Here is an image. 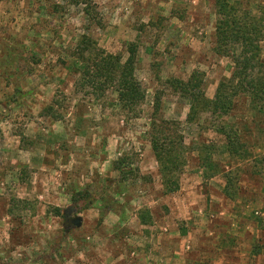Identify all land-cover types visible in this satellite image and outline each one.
Wrapping results in <instances>:
<instances>
[{
    "label": "rangeland",
    "instance_id": "1",
    "mask_svg": "<svg viewBox=\"0 0 264 264\" xmlns=\"http://www.w3.org/2000/svg\"><path fill=\"white\" fill-rule=\"evenodd\" d=\"M230 1L264 28V0ZM92 3L102 28L71 0H0V264H264V135L243 129L248 156L232 159L210 119L188 121L191 102L170 83L198 72L213 98L231 77L240 47L217 51L215 0ZM83 35L123 63L137 44L145 98L132 110L108 84L81 86ZM259 45L264 61V29ZM248 103L237 100L239 125ZM157 106L186 147L180 189L167 196L148 135Z\"/></svg>",
    "mask_w": 264,
    "mask_h": 264
},
{
    "label": "trees",
    "instance_id": "2",
    "mask_svg": "<svg viewBox=\"0 0 264 264\" xmlns=\"http://www.w3.org/2000/svg\"><path fill=\"white\" fill-rule=\"evenodd\" d=\"M76 5L84 6V13L96 27L102 28L92 0H71ZM218 14L216 38L223 55H229L230 47L239 46V53L234 55V69L230 78L221 81L213 98H208L203 88V79L198 72H193L187 81L173 79L170 83L182 97L191 102L188 121L199 122L202 118L214 124V130L225 139L227 150L232 159H246L248 150L242 140L243 129L257 128L264 135V61L261 59L260 42L263 37V20L252 16L250 12L241 9L240 3L230 0H215ZM129 57L123 63L122 59L101 49L90 36L83 35L75 52L76 68L81 75V86H91L104 91L108 84L116 93L119 106L132 110L145 98V93L136 77L138 46L130 43ZM34 57L33 59H35ZM40 60H35L39 65ZM28 75L34 73L33 70ZM35 74V73H34ZM108 87V86H107ZM108 89V88H106ZM245 96L249 101V119L239 125L234 118L237 100ZM50 108H47L49 112ZM159 107L150 118L148 132L151 148L159 165V173L164 195H171L180 189V179L185 166V144L180 123L160 116ZM204 150H212L204 148ZM208 152V151H207ZM207 178L215 174L212 156H207ZM124 159L117 162L116 170L120 171ZM227 182L224 194L233 198L234 178L226 175ZM60 212V210H58ZM139 219L143 225L152 221L150 210H141Z\"/></svg>",
    "mask_w": 264,
    "mask_h": 264
},
{
    "label": "water",
    "instance_id": "3",
    "mask_svg": "<svg viewBox=\"0 0 264 264\" xmlns=\"http://www.w3.org/2000/svg\"><path fill=\"white\" fill-rule=\"evenodd\" d=\"M73 224L74 226L76 227H80L82 225V219L81 218H76L74 221H73Z\"/></svg>",
    "mask_w": 264,
    "mask_h": 264
}]
</instances>
